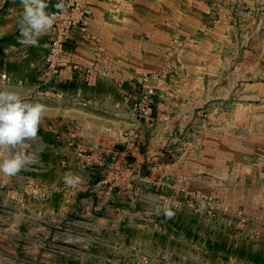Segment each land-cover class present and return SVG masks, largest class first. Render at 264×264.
Instances as JSON below:
<instances>
[{
    "label": "rangeland",
    "instance_id": "obj_1",
    "mask_svg": "<svg viewBox=\"0 0 264 264\" xmlns=\"http://www.w3.org/2000/svg\"><path fill=\"white\" fill-rule=\"evenodd\" d=\"M117 2L162 34L105 121L123 138L149 94L140 149L95 151L58 102L25 99L46 113L28 142L36 162L0 174V264H264V0ZM12 83L0 91L20 95Z\"/></svg>",
    "mask_w": 264,
    "mask_h": 264
},
{
    "label": "crops",
    "instance_id": "obj_2",
    "mask_svg": "<svg viewBox=\"0 0 264 264\" xmlns=\"http://www.w3.org/2000/svg\"><path fill=\"white\" fill-rule=\"evenodd\" d=\"M0 1L2 85L9 86L7 84L13 82L11 87L20 92L24 100L36 99L43 94L46 101L58 102L62 112L57 113L61 114L62 124L76 122V126L70 128L77 135H83L81 139L91 144L95 151L101 152L113 141L122 143L123 138L115 134V126L105 121L116 120L117 90L120 89L122 95L135 91L132 74L152 68L159 56L158 40L162 34L157 29V22L144 21L124 12V2L87 0L92 12L88 30H70L66 35L65 50L54 60H48L52 32L42 36L38 46L20 44L17 22L23 6L20 0H8L7 5L5 0ZM55 1L47 0L46 11ZM97 44L102 47L98 48ZM98 59H102L104 67L110 70L105 79L97 78L100 67L95 64ZM73 65L78 67L73 68ZM90 66L96 68L89 71ZM55 68H63V75L54 72ZM4 73L10 79L2 78ZM74 105L78 106L77 112L70 111V106ZM47 113L52 117L56 112L51 107ZM51 121L58 120L51 118ZM81 128L83 131H79Z\"/></svg>",
    "mask_w": 264,
    "mask_h": 264
},
{
    "label": "clouds",
    "instance_id": "obj_3",
    "mask_svg": "<svg viewBox=\"0 0 264 264\" xmlns=\"http://www.w3.org/2000/svg\"><path fill=\"white\" fill-rule=\"evenodd\" d=\"M20 3L23 12L17 22L18 42L38 46L39 39L52 29L55 13L46 11L47 0H20ZM55 7L61 10L63 4ZM45 113L46 108L41 103L26 102L14 91H0V174L11 177L36 162L35 155L28 151V142L36 139ZM65 183L75 186L77 178L66 176Z\"/></svg>",
    "mask_w": 264,
    "mask_h": 264
},
{
    "label": "built area",
    "instance_id": "obj_4",
    "mask_svg": "<svg viewBox=\"0 0 264 264\" xmlns=\"http://www.w3.org/2000/svg\"><path fill=\"white\" fill-rule=\"evenodd\" d=\"M58 3L63 4V9L58 10L55 6L49 9L47 12L55 13V21L50 30L52 32V39L50 45V52L48 60H54L65 50L66 35L73 28H79L86 32L89 26L90 9L89 6L83 0H57ZM77 65H73V68H77ZM93 66L89 67V71L93 70ZM96 68V67H95ZM94 68V69H95ZM109 68H98V73L101 75H109ZM54 72L58 75H63V68H55ZM2 78L5 80L10 79L7 74H2ZM144 79H147L144 77ZM149 94L145 91L135 100L131 107L132 116L137 119L135 126L129 127L122 133L123 142L121 144L122 153L127 156L135 155L139 149L141 142L144 138V129L141 125L142 121L151 120L154 109ZM131 158V157H130Z\"/></svg>",
    "mask_w": 264,
    "mask_h": 264
}]
</instances>
